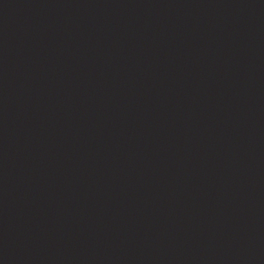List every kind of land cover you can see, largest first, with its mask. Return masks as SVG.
<instances>
[{
	"label": "water",
	"instance_id": "water-1",
	"mask_svg": "<svg viewBox=\"0 0 264 264\" xmlns=\"http://www.w3.org/2000/svg\"><path fill=\"white\" fill-rule=\"evenodd\" d=\"M0 264H264V0H0Z\"/></svg>",
	"mask_w": 264,
	"mask_h": 264
}]
</instances>
